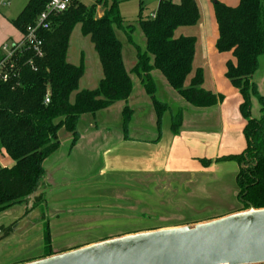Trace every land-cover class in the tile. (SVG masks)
I'll return each instance as SVG.
<instances>
[{
  "label": "trees",
  "instance_id": "trees-1",
  "mask_svg": "<svg viewBox=\"0 0 264 264\" xmlns=\"http://www.w3.org/2000/svg\"><path fill=\"white\" fill-rule=\"evenodd\" d=\"M50 0H28L11 24L24 34L36 23ZM142 4V2H141ZM104 8L97 15V6ZM218 27L216 50L231 54L234 60L226 64V79L242 96L240 112L246 126L243 130L247 146L236 155L220 157L216 163L234 162L239 166L236 177L238 200L243 210L264 208V94L254 81L264 60V0H240L237 7L214 2ZM144 16L141 6L138 24L146 39L144 51L137 49L136 74L151 98L160 126L167 103L156 96L152 72L157 70L169 85L195 108H210L224 101L203 88L204 76L198 70L188 87L187 78L193 71L195 37H176L180 28L194 27L200 21L196 0H160L158 9ZM52 30L41 32L44 41L43 56L25 53L19 59L8 82L0 78V153L14 162L12 167L0 163V214L16 206H25L24 217L46 206L45 160L60 147L59 132L65 128L73 137L74 147L79 140L78 123L83 115H95L118 102H127L133 91L130 74L123 58V43L117 35L121 30L130 38L134 26L126 24L118 9V0H97L88 7L79 0H71L66 11L52 15ZM89 37L99 56L103 78L95 90H80L84 65L75 66L67 61L71 35L76 25ZM4 55L0 49V61ZM32 64H30V63ZM36 69V71H35ZM46 98L49 103L46 104ZM260 105L259 119L252 116V100ZM133 110H123V129L127 135ZM183 114L180 109L172 117V131L179 133ZM211 161L204 160L208 167ZM13 223L0 227V241L10 237ZM51 232H44V255L51 251ZM40 259V258H39ZM34 260V259H32ZM29 260V261H32Z\"/></svg>",
  "mask_w": 264,
  "mask_h": 264
},
{
  "label": "crops",
  "instance_id": "crops-1",
  "mask_svg": "<svg viewBox=\"0 0 264 264\" xmlns=\"http://www.w3.org/2000/svg\"><path fill=\"white\" fill-rule=\"evenodd\" d=\"M220 1L229 7H237L240 2V0ZM4 6H10V2ZM198 6L200 10V5L198 4ZM213 6L210 5L207 8L208 13L206 15L207 20L213 24V27L211 26L213 32L211 35L201 33L199 37H195L197 43L191 76L193 78L197 71L201 70L204 76L203 88L212 93L223 95L224 101L210 108H195L187 103L169 85L161 72L153 71L152 77L156 84L158 99L167 103L169 107L174 106V108L183 111L182 126L179 129V133L175 135L172 131V115L165 114L162 118L164 127L162 135H160L161 130L159 131L158 117L153 102L146 93L140 78L132 73L137 63V50L125 45L122 41L125 68L130 74L133 84L130 98L127 102H118L95 115H83L77 126L80 137L74 147L72 146V135L65 128L61 129L59 132V149L44 162L46 171L45 189L47 191L46 213L49 218V228L53 242L55 241V234L60 233L63 235L71 230L69 227H66V230H61V228H64L61 218L71 217L75 220L77 216H81L76 213V206L82 200L89 202V198L86 196V194L90 195L89 191H86V188L81 186L82 183L86 184L88 181L81 182L76 178L79 176V171L88 172L95 164L101 163L105 169L113 164L114 161L116 163L119 157L121 165L118 164V166L123 168V170L131 169L133 165L135 166L138 180L141 179L142 171L145 170V167L152 168L151 165L147 167L148 161H156L153 156H145L144 154L151 152L154 154L163 150L168 154L166 157L169 160L180 158V160L186 162L185 164L196 165L195 168L202 172L231 169L237 177L239 166L236 163H216V160L220 157L242 153L247 143L243 134L246 121L240 112L242 96L225 77L226 64L234 59L231 54H220L216 50L218 27ZM102 15L103 12L99 17ZM17 17H5L3 19V29L0 32V47L7 42H16L22 38V34L11 24V20ZM12 31L18 34V38H14ZM179 37L192 36L181 32L177 38ZM72 38L73 33L69 43L67 61L75 66L84 65V75L80 80L79 89L95 90L99 87L103 78V69L99 56L89 37L78 36L77 34L78 41L75 50L72 47ZM144 40L146 43L145 36ZM197 59L199 62H197ZM257 73L254 76V81L258 85L260 94L263 95L264 73L261 76H258ZM126 106L133 110V117L128 126L127 135L123 129V110ZM252 116L256 119L261 116L260 105L256 99L252 100ZM159 145L160 148L157 149ZM128 153L135 155L131 158ZM115 154H118V157L115 158L113 156ZM204 160L211 161L212 164L206 167L203 165ZM0 163L4 167H12L14 165L13 160L5 153H0ZM84 177L88 176L85 174ZM81 194L83 197L80 196ZM234 195L237 196V192ZM25 210V206H16L0 214V225H9L18 221L13 235L0 241L1 251H4L3 248L7 245L15 243L18 235L26 233ZM239 211L241 210H236L220 217ZM82 217L88 218L86 215ZM90 244L60 251L53 250V253L57 254L74 250ZM10 255L12 254L4 255L7 259L1 260L0 264H7L12 261ZM19 256V258L23 257V255ZM26 262L29 261H21L15 264Z\"/></svg>",
  "mask_w": 264,
  "mask_h": 264
},
{
  "label": "rangeland",
  "instance_id": "rangeland-1",
  "mask_svg": "<svg viewBox=\"0 0 264 264\" xmlns=\"http://www.w3.org/2000/svg\"><path fill=\"white\" fill-rule=\"evenodd\" d=\"M79 1L88 7L96 5L97 2V0ZM197 1L201 10L199 23L194 27L179 29L176 32V37L181 32L196 38L201 33L211 35L213 32V28H211L213 24L206 18L207 8L210 5L213 6L215 1H221ZM2 2H10V6L5 7ZM27 2L28 0H0V32L3 29V19L5 17H17ZM159 3L160 0H118L121 17L126 24L134 26L130 38L125 32L117 31V35L125 45L131 46L134 50H145L144 34L137 23L141 6L144 16H151L156 13ZM96 9L98 16L104 12L102 5H98ZM13 33L14 38H18V34ZM77 34L83 36L81 24L76 25L73 31L72 47L74 50L78 41ZM263 73L264 60L257 74L261 76ZM193 78L191 75L187 78L186 87L189 86ZM179 110L171 106L165 114L173 117ZM163 127V122H161L160 135H162ZM159 148L160 145L157 149ZM133 155L135 154L128 153L131 158L134 157ZM144 155L153 156L156 161H148L147 167L151 165L152 168L145 167L141 179L138 180L134 165L131 169L127 168V170H123L118 166V164L121 165L118 154L113 155L115 158L118 157V161L116 163L114 161L105 169L102 166L103 164L100 163L95 164L88 172H78L79 176L76 178L78 181H88L86 184L82 183L81 186L89 191L90 195L86 194L89 202L82 200L76 206L77 210L75 211L81 216H77L75 220L71 217L61 218L64 223V228H61V230H66V227L71 230L63 235L60 233L55 234V241L52 240L50 246L52 252L53 250L76 248L130 233L192 225L242 209L238 195H234L235 192L238 194V189L236 174H233L231 169L202 172L195 168L196 165L185 164L186 162H183L180 158L169 160L166 157L168 154L163 150L154 154L152 152L145 153ZM85 174L88 177H84ZM42 191L47 197L45 187ZM80 196L83 197L82 194ZM46 207L43 206L37 209L42 212L41 219L38 220L37 216L34 215L29 216L25 234L18 235L17 241L4 247V251L0 250V261L6 260L7 257L5 256L9 254H12L10 255L12 261L7 264L43 257L45 253L44 232L46 226H49ZM83 215L88 218H83ZM19 255H23V257L19 258Z\"/></svg>",
  "mask_w": 264,
  "mask_h": 264
},
{
  "label": "water",
  "instance_id": "water-1",
  "mask_svg": "<svg viewBox=\"0 0 264 264\" xmlns=\"http://www.w3.org/2000/svg\"><path fill=\"white\" fill-rule=\"evenodd\" d=\"M32 215L39 220L42 212L30 213L26 224ZM22 264H264V208L113 237Z\"/></svg>",
  "mask_w": 264,
  "mask_h": 264
},
{
  "label": "built area",
  "instance_id": "built-area-1",
  "mask_svg": "<svg viewBox=\"0 0 264 264\" xmlns=\"http://www.w3.org/2000/svg\"><path fill=\"white\" fill-rule=\"evenodd\" d=\"M70 2L71 0H50L45 11L38 16L36 23L27 28L19 41L7 42L0 47L4 55L0 61V78L3 82H8L11 79L19 59L25 53H33L37 57L43 56L44 41L40 33L52 30L51 16L66 11ZM2 3L6 5L5 2ZM151 17L155 18V15H151ZM49 102V98H46V104Z\"/></svg>",
  "mask_w": 264,
  "mask_h": 264
}]
</instances>
